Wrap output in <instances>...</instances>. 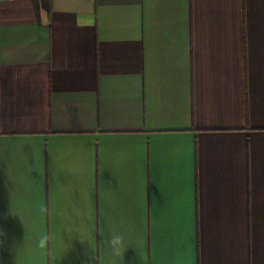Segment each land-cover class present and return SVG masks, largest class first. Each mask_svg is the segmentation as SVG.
Wrapping results in <instances>:
<instances>
[{
    "label": "crops",
    "instance_id": "0c3cea01",
    "mask_svg": "<svg viewBox=\"0 0 264 264\" xmlns=\"http://www.w3.org/2000/svg\"><path fill=\"white\" fill-rule=\"evenodd\" d=\"M0 264H264V0H0Z\"/></svg>",
    "mask_w": 264,
    "mask_h": 264
},
{
    "label": "clouds",
    "instance_id": "9594fccd",
    "mask_svg": "<svg viewBox=\"0 0 264 264\" xmlns=\"http://www.w3.org/2000/svg\"><path fill=\"white\" fill-rule=\"evenodd\" d=\"M107 243L116 255H120L123 250L124 236L122 234L111 233Z\"/></svg>",
    "mask_w": 264,
    "mask_h": 264
}]
</instances>
